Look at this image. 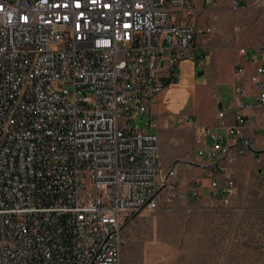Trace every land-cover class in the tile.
<instances>
[{"label": "built area", "instance_id": "built-area-1", "mask_svg": "<svg viewBox=\"0 0 264 264\" xmlns=\"http://www.w3.org/2000/svg\"><path fill=\"white\" fill-rule=\"evenodd\" d=\"M192 1L0 0V264H120L134 214L200 196L150 116L180 61L203 66L213 28L185 21ZM232 73L198 150L224 206L239 158L264 179V45L236 47Z\"/></svg>", "mask_w": 264, "mask_h": 264}, {"label": "rangeland", "instance_id": "rangeland-1", "mask_svg": "<svg viewBox=\"0 0 264 264\" xmlns=\"http://www.w3.org/2000/svg\"><path fill=\"white\" fill-rule=\"evenodd\" d=\"M190 7L185 21L213 28L207 44L212 49L234 41L249 44V50L264 45V0H216L210 6L193 0ZM230 52L226 48L218 70L217 94L224 106L231 96ZM197 67L189 60L178 64L180 86H171L165 96L176 115L195 111L184 87L197 76ZM162 143L173 149L166 133ZM179 158L172 156L171 164ZM186 160L185 176L196 179L194 159ZM202 174L199 197H181L174 190L172 203L131 217L119 237L120 264H264V179L254 156L241 158L238 171L231 172L236 192L225 206L207 197L209 171Z\"/></svg>", "mask_w": 264, "mask_h": 264}, {"label": "crops", "instance_id": "crops-1", "mask_svg": "<svg viewBox=\"0 0 264 264\" xmlns=\"http://www.w3.org/2000/svg\"><path fill=\"white\" fill-rule=\"evenodd\" d=\"M239 46H246L249 48V44L237 43L236 41L232 42L228 46L216 44L213 49L208 45L204 47L202 52V54H204L203 66L197 67V76H195L191 83H188L184 87L186 93L189 95V98L192 99L195 108V111L194 109L193 111L196 112V114L192 111L193 113L181 112L176 115L173 113L167 99H165V96L171 90V86L173 89V86L179 85V77L174 83H171L156 96V99L150 109V116H153L158 120L157 132L159 136V149L164 164L169 166L173 161L171 157L179 155L180 158L177 159L176 162L178 163V174L185 176V166L188 165L186 163V158L194 159V164L196 165L197 184H200V179L203 175L202 173L207 170L209 171L210 169V160L206 156L200 155L198 152V150L203 146L210 145V140H208V136L205 135L203 129L211 125L217 107H219L218 104L224 105L223 101L217 94L219 62L225 58L226 48H229L231 51L229 54L230 73L226 83L231 88L233 82L232 68L235 59V49ZM252 47L254 46H251L250 48ZM208 60L209 62L207 63ZM251 101L254 103V99ZM250 113V120L255 121L260 118V114L258 112L250 110ZM165 133L173 146V149L171 150L169 148H165L162 143L163 134ZM250 157H253V155L248 153L241 158L248 159ZM241 158H239L231 166V172L238 171V161Z\"/></svg>", "mask_w": 264, "mask_h": 264}, {"label": "water", "instance_id": "water-1", "mask_svg": "<svg viewBox=\"0 0 264 264\" xmlns=\"http://www.w3.org/2000/svg\"><path fill=\"white\" fill-rule=\"evenodd\" d=\"M218 106L220 107V106H221V104H218Z\"/></svg>", "mask_w": 264, "mask_h": 264}]
</instances>
